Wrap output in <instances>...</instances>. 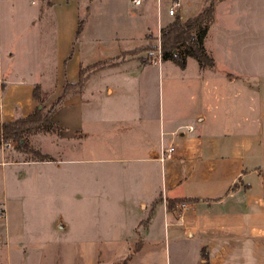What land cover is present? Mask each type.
<instances>
[{
	"label": "crops",
	"instance_id": "1",
	"mask_svg": "<svg viewBox=\"0 0 264 264\" xmlns=\"http://www.w3.org/2000/svg\"><path fill=\"white\" fill-rule=\"evenodd\" d=\"M210 1L180 0L171 14L172 0H0V121L39 104L40 82L20 80L24 46L32 44L40 57L46 47L50 55L55 89L46 100L86 78L54 110L60 130L37 133L58 148L42 150L51 158L6 159L0 151L2 165H17L9 173L0 168V190H8L9 174L26 187L96 189L105 205L118 208L98 228L121 237L102 249L109 255L127 246L129 264H154L160 250L165 264H203L204 247L210 264H264L263 11L230 5L219 18L215 4L204 39L214 66L192 56L184 67L171 59L154 64L146 54L162 27ZM189 124L193 130L183 128ZM169 142L176 154L162 160ZM90 162L123 164L89 170ZM0 206L6 216V202ZM31 248L46 252L43 242H22L17 255Z\"/></svg>",
	"mask_w": 264,
	"mask_h": 264
},
{
	"label": "rangeland",
	"instance_id": "2",
	"mask_svg": "<svg viewBox=\"0 0 264 264\" xmlns=\"http://www.w3.org/2000/svg\"><path fill=\"white\" fill-rule=\"evenodd\" d=\"M211 1L219 8L217 10L219 18L223 16L222 13L226 9L223 7L230 5L245 8L257 7L264 13V0H231L227 1L229 5H226V2L221 3L222 0ZM49 7L50 1H46L41 7L43 9L41 15ZM199 9L201 10L202 6ZM147 47V57L152 58L161 48V39L158 41L154 38L151 39ZM42 50L43 53L40 57L32 44L24 46L22 48L24 54L19 57L17 66L19 75H22L20 78L22 86L31 85V81L40 82L45 97L44 104L48 109L56 101L58 95L51 96L46 100L55 89V80L52 78L53 64L48 62L50 55L45 52L46 47ZM125 55H120L119 58H123ZM39 132L29 134L32 146L38 148L37 140L39 139L41 150L58 149L48 137L49 135L39 136L37 134ZM2 150L5 151L6 159H14L17 156L26 158L35 156L31 152L16 149L15 144L8 146L2 143L0 151ZM119 164L123 163L90 162L86 164V167L89 170L105 167L116 168ZM5 167L9 173L17 165L6 166L0 163V168L5 170ZM23 183L24 181L16 185L15 176L9 174L8 190L6 192L3 189L0 190V200L6 202L7 209L6 216L3 213L0 216V223L4 224L3 232L5 234L4 240L0 239V264H90L92 261L91 264H96L95 260L98 258H100L98 264H129V259L126 257L131 250L127 246L115 248V252L109 255L106 254L111 250L108 249V252L104 253V249H102L103 246L106 248L107 244H117L121 237L115 235L114 231L107 237L98 228L113 213L112 209H118L105 205L106 198L102 194H98L99 191L96 189L84 191L75 183L71 187L55 183L49 185L46 182L26 187L27 183ZM96 188L100 189L97 185ZM0 234H2L1 225ZM248 236L247 243H252L254 239L250 238V234ZM164 240L162 235L161 241L164 242ZM22 242L25 246L43 242L46 252L44 255H37L31 248L27 249L25 254L22 252V255H17L22 251L19 249ZM16 243H19L18 252L15 250L16 248H13ZM205 249L207 251V247ZM162 251L155 253L154 264H165V252Z\"/></svg>",
	"mask_w": 264,
	"mask_h": 264
},
{
	"label": "trees",
	"instance_id": "3",
	"mask_svg": "<svg viewBox=\"0 0 264 264\" xmlns=\"http://www.w3.org/2000/svg\"><path fill=\"white\" fill-rule=\"evenodd\" d=\"M215 4L210 1L208 5L197 15L189 17L185 20L178 15L161 29V56L162 60L171 59L184 67L187 58L192 56L198 60L202 67L214 66L215 59L213 55L206 49L204 44L205 36L215 18ZM82 25L80 22L79 29ZM84 73V71H83ZM84 74L81 76L77 84L67 82L62 94L58 96L52 106L46 109L44 104V93L42 86L37 83L34 88V95L37 97L39 104L28 115L17 117L12 120L0 121V144L6 140H12L16 149L33 153V159L45 160L51 156L30 144L29 134L34 132H58L60 126L52 119V114L57 106L63 101L66 93L73 86L82 87L85 82ZM181 198L176 201H184ZM172 203V202H171ZM170 203V204H171ZM205 261L203 264L209 263V253L205 247L202 250Z\"/></svg>",
	"mask_w": 264,
	"mask_h": 264
},
{
	"label": "built area",
	"instance_id": "4",
	"mask_svg": "<svg viewBox=\"0 0 264 264\" xmlns=\"http://www.w3.org/2000/svg\"><path fill=\"white\" fill-rule=\"evenodd\" d=\"M134 1H135V3L141 2V0H134ZM179 5H180V0H172V6L169 8V12L171 14H175L176 9ZM161 53L162 52H161V48H160L158 53L151 58V62L154 64L160 63L162 60ZM183 128H187V130H193L194 126L192 124H189ZM4 144H6L8 146H12L14 144V142L12 140H6V141H4ZM175 154H176V146L173 142H169L167 144H164V146L162 148V155H161L162 160L172 158V157H174ZM2 213H3V209L0 206V216Z\"/></svg>",
	"mask_w": 264,
	"mask_h": 264
}]
</instances>
